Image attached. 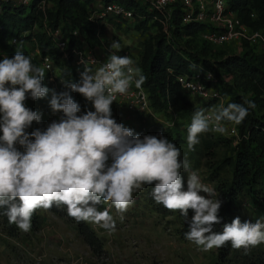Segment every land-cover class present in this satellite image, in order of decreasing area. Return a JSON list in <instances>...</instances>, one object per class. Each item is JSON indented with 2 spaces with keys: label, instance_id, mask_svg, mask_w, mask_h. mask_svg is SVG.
I'll use <instances>...</instances> for the list:
<instances>
[{
  "label": "clouds",
  "instance_id": "9594fccd",
  "mask_svg": "<svg viewBox=\"0 0 264 264\" xmlns=\"http://www.w3.org/2000/svg\"><path fill=\"white\" fill-rule=\"evenodd\" d=\"M110 47L121 50L115 41ZM116 52L95 71L84 67L78 81L60 79L94 109L79 115L80 105L68 92L57 94L44 86L45 69L35 66L31 57L16 51L11 58L0 59V208L6 209L0 215L28 232L37 209L66 206L67 215L77 222L95 224L111 233L116 223L110 209L98 210L97 205L110 204L123 214L133 204L134 193L152 185L155 203L178 211L185 219L189 210L193 212L184 235L202 251L230 243L232 249H244L248 254L264 244V219L260 218L242 223L236 217L221 233L213 232L212 225L220 222L218 193L191 170L186 158L181 159L175 143L163 136L134 135L112 117L116 95L127 93L133 80L136 88L146 80L139 68L136 78L129 75L134 61ZM50 91L51 110L63 115L44 130L26 132L33 122H40L41 114L27 108L25 100L29 96L33 101L44 98ZM245 104L247 107L229 103L210 114L203 108L194 111L187 128L188 150H194L202 133H225L224 121L240 125L249 109L256 108L251 100ZM181 170L187 173L186 191L182 190Z\"/></svg>",
  "mask_w": 264,
  "mask_h": 264
},
{
  "label": "trees",
  "instance_id": "16d2710c",
  "mask_svg": "<svg viewBox=\"0 0 264 264\" xmlns=\"http://www.w3.org/2000/svg\"><path fill=\"white\" fill-rule=\"evenodd\" d=\"M104 3L119 0H103ZM92 0H52V8L46 11L47 26L52 29L60 28L69 37V48L77 45L81 48L84 44L92 47L96 42V33L99 29L100 35L103 34L104 27L98 26L95 22L89 21L88 6ZM127 9H134L133 4L123 3ZM230 7L242 23L253 30L264 33V0H231ZM42 15L34 7H18L10 10L4 7L0 13V54L11 58L16 51H22L26 56L31 57L35 66H40L39 57L48 56L53 63L63 64L64 72L61 78L78 81L77 67L72 64L70 58L60 61L57 50L52 46L50 39L42 33ZM38 28L34 32L33 28ZM135 29L147 38L140 43V60L138 68L146 77L143 86L148 92L152 112L161 117L162 123L144 125V116H137L139 125L133 130V134L161 136L174 142L181 151V159L188 156L195 161L199 157L205 156L209 159L215 158L211 151L217 138L206 134L199 135L202 149L198 144L193 151L187 147V128L190 125L194 111L201 108L208 109L216 104V100H209L201 106H195L189 101V94L182 92L175 82L176 74H194L201 71L199 67L212 72L218 80L219 91L226 107L229 103L245 104L246 100H251L256 104L255 109H249V114L240 125L224 121L226 124H233L238 134V141L234 143V138H218L219 143L225 147L229 157L223 158L221 163L227 166L230 179L217 178L216 190L220 195L221 207L218 218L219 223L212 225V231L221 233L225 224H230L232 220L239 217L241 222V198H247L257 218L264 219V52L253 47L245 46L239 55H231L229 47H215L201 41L197 33L202 26H183L176 32L172 41L167 44L162 34L149 33L145 22L135 24ZM77 31L83 43L77 41L72 36V32ZM183 36L187 37L186 39ZM20 39L21 44L14 47L11 40ZM28 43L39 51V56L34 54V49L24 47ZM20 45V46H19ZM121 53V52H120ZM3 58V57H2ZM1 58V59H2ZM168 69L173 71V75H168ZM49 76L45 74L43 84L50 90L53 85L48 82ZM59 91L55 93L68 92L75 102L80 105V113L83 114L88 108L85 106L82 96L71 92L67 88L58 86ZM52 91L44 98L35 101L29 96L25 100V106L41 114L39 123L33 122L26 132H31L37 128L44 130L51 123L49 115L52 110L49 101ZM170 123L168 127L163 124ZM18 150H23L17 145ZM211 157V158H210ZM188 161V160H187ZM210 161V160H209ZM211 163H215L211 160ZM110 163V161H109ZM195 169H198V164ZM215 172L220 167L211 169ZM214 176V175H213ZM152 185H149V195L151 204L156 213L162 217H169L174 211L165 209L162 205L155 203L151 196ZM44 209H37L31 219V227L38 225V212ZM6 211L0 208V213ZM50 213L66 217L73 223L84 242L94 250L101 247L98 238L90 231L84 222H77L69 217L65 207L53 205ZM254 220V222L257 220ZM0 219L7 224V216L0 215ZM253 222V223H254ZM218 261L225 264H264V246L252 248L245 254L244 249L234 250L230 243L217 249Z\"/></svg>",
  "mask_w": 264,
  "mask_h": 264
},
{
  "label": "rangeland",
  "instance_id": "374dc122",
  "mask_svg": "<svg viewBox=\"0 0 264 264\" xmlns=\"http://www.w3.org/2000/svg\"><path fill=\"white\" fill-rule=\"evenodd\" d=\"M134 26L133 21L116 24L111 19H106L103 34L99 41L93 42L92 47L104 44L110 51L116 52L110 46L114 41L118 42L121 50L116 54L127 53L134 61L135 71L140 60V43L150 34L143 35ZM148 30L151 34L155 33L151 29ZM25 46L35 50L32 44L26 43ZM228 53L236 55L231 49ZM2 57L0 56V59ZM64 70L63 64L56 62L51 72L45 71V74L49 76L48 82L53 85L54 91H59L57 89L59 85L65 88L60 81V79H64L61 78ZM80 72L82 71L77 69L78 80ZM82 99L88 110H94L90 102L83 97ZM189 101L195 106L205 104L192 96H189ZM224 104V100L216 102L213 107L207 110L206 114H210L211 110L224 106ZM111 110L112 117L116 122L123 124L126 128L134 130L139 125L137 117L134 120L113 106H111ZM62 115L61 112L54 113L52 111L49 118L51 122L58 121ZM162 120L156 115L144 116V125L162 123ZM163 124L168 127L170 123L163 121ZM222 125L225 127L228 124L222 122ZM203 134L212 136L214 139L217 138L209 151L214 152L215 158L199 157V168L195 169L194 165L197 161L194 160V157L191 159L188 156L187 149L185 152L191 170L197 171L202 182L216 190L218 177L227 181L230 179L227 166L221 163V160L228 158L229 154L218 140V138L227 139V137L226 133L220 134L211 130ZM198 148L202 149L201 142L198 143ZM211 160L215 163H211ZM218 166L220 170L216 172L211 170L212 167ZM181 176L184 181L182 190L186 191L187 173L181 170ZM148 188L149 185H144L142 190L134 193L133 204L123 214L118 213L110 204L97 205L98 210L109 208L116 223L115 231L109 233L98 225L84 222L100 242L101 247L98 251L84 242L75 225L70 223L66 217L45 210L37 213L38 225L34 228L31 227L28 232H23L15 224L8 222L4 224L0 219V264H225L218 261L217 249L205 252L185 239L184 234L189 230V223L193 215L191 210H189L187 219L178 211H175L172 216L162 217L155 212L151 204ZM200 195L207 198L206 193L201 192ZM217 199L220 200L219 193ZM240 203L243 220L254 222L257 216L248 199L241 198ZM121 215L123 216L122 220ZM263 246L264 244H261L257 248Z\"/></svg>",
  "mask_w": 264,
  "mask_h": 264
},
{
  "label": "built area",
  "instance_id": "2783aa9c",
  "mask_svg": "<svg viewBox=\"0 0 264 264\" xmlns=\"http://www.w3.org/2000/svg\"><path fill=\"white\" fill-rule=\"evenodd\" d=\"M121 3L111 1L104 3L103 0H92L88 6L89 21L95 22L98 26L105 25L106 19H111L114 23L120 24L124 21H133L134 24L145 22L146 27L162 34L164 40L169 44L175 37L176 32L183 26H202L198 31V38L212 46H226L233 50L234 54L242 53L245 46L253 47L264 52V33L253 30L236 16L230 7L231 0H119ZM123 3L133 4L134 9H127ZM34 6L42 15V28L40 31L50 39L52 46L59 54V60L71 59L72 64L83 71L84 67H90L93 71L98 69L107 61L110 51L102 44L101 46L89 47L84 44L77 31L72 32L75 40L83 43L79 48L73 45L69 48V37L60 28L52 29L48 27L46 11L52 8V0H0V13L4 7L13 10L18 7L27 8ZM33 31L38 32L34 27ZM150 33V31L148 30ZM154 33V34H155ZM99 29L96 33V42L100 40ZM184 39L187 37L183 36ZM95 42V43H96ZM20 39L14 38L11 44L16 47ZM34 54L39 56V51L34 50ZM120 56H128L127 53H117ZM0 56H4L0 54ZM129 57V56H128ZM38 62L46 72H51L54 68L53 61L48 57H39ZM129 75L136 78L134 71ZM200 72L194 74H176L175 82L182 92L200 102L216 100L222 102L223 99L219 91L218 80L209 70L199 67ZM168 75H173V71L168 69ZM211 73L212 78L208 79L207 74ZM113 107L120 109L128 117L134 118L139 115L155 116L152 112L148 92L143 86H132L124 95H116ZM226 137L234 138L237 143L238 134L233 124L225 126Z\"/></svg>",
  "mask_w": 264,
  "mask_h": 264
}]
</instances>
